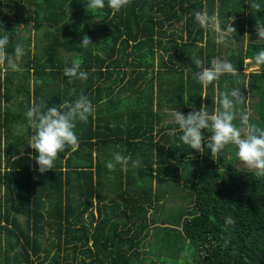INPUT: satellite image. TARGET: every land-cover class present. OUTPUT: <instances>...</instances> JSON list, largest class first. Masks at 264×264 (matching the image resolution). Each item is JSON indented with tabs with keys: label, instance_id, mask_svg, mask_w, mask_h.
Returning <instances> with one entry per match:
<instances>
[{
	"label": "trees",
	"instance_id": "16d2710c",
	"mask_svg": "<svg viewBox=\"0 0 264 264\" xmlns=\"http://www.w3.org/2000/svg\"><path fill=\"white\" fill-rule=\"evenodd\" d=\"M87 3L0 0L7 52L24 46L21 71L0 75V264H264V177L239 168L235 146L212 157L208 130L203 153L183 145L179 126L164 119L201 106L212 113L220 93L239 87L238 107L264 128V66L244 72L247 56L264 49L244 44V28L264 23V0H131L115 13L107 0L96 11ZM197 11L216 14L222 27L235 18V43L216 44ZM31 30L33 38L23 35ZM194 57L205 67L213 57L228 60L237 75L205 88L193 75ZM76 58L86 81L63 75ZM80 94L95 113L77 121L78 148L39 173L26 111ZM114 152L139 166L109 170ZM170 200L176 215L165 208Z\"/></svg>",
	"mask_w": 264,
	"mask_h": 264
},
{
	"label": "clouds",
	"instance_id": "9594fccd",
	"mask_svg": "<svg viewBox=\"0 0 264 264\" xmlns=\"http://www.w3.org/2000/svg\"><path fill=\"white\" fill-rule=\"evenodd\" d=\"M131 0H107V6L112 11L119 12L130 5ZM259 3H252L251 8L260 9ZM105 8V0H88L86 10H100ZM196 23L204 30L211 31L215 36V43L229 47L235 43L233 33L236 28L233 26L234 19L222 27L216 14L209 15L207 11H197L194 13ZM3 33L0 36V75L7 71H21L20 61L24 54V46L17 42L14 45L12 54L7 52V47L11 43L8 33L0 29ZM256 35L264 40V23L257 21ZM92 44L90 38L85 35L81 45L88 47ZM254 66L259 68L264 66V50L257 52L252 58ZM199 71L193 72L194 77L205 88L214 81L220 79L222 75H237V68L228 60L213 57L210 60L211 67H205L200 58H192ZM83 60L73 59L70 67H65L63 75L68 77L69 82L73 80L86 81L88 73L81 70ZM42 83L41 80L33 79V84ZM241 88L234 87L230 91H224L214 100L215 110L209 113L206 106L187 115L175 111L174 120L182 133L180 139L183 145L203 153L205 147L204 130H208L211 135L207 139V149L212 157L225 156L224 150L232 145L236 148V155L255 176L264 177V128L257 127L250 122L249 111L238 106L245 103V97L241 93ZM95 107L88 96L80 94L74 101L65 100L58 106H48L44 102L33 103L26 111L28 126L33 130V134L28 139V146L35 150L38 155L30 156L38 165L39 173L43 174L54 169V162L61 153L71 149L75 151L79 146V137L76 133L77 121L87 122L89 116L94 115ZM239 114V124L234 123ZM176 129L169 131V135H176ZM131 163L132 167H138L139 159L124 156L119 152L112 154V160L106 163L109 170H115L119 165L126 168ZM226 223H234L231 216L226 217Z\"/></svg>",
	"mask_w": 264,
	"mask_h": 264
},
{
	"label": "rangeland",
	"instance_id": "374dc122",
	"mask_svg": "<svg viewBox=\"0 0 264 264\" xmlns=\"http://www.w3.org/2000/svg\"><path fill=\"white\" fill-rule=\"evenodd\" d=\"M10 15H11V13H10ZM244 34H245V42H244V44H245L246 51H248V49H249L250 46H255L256 45V46L261 47V48L264 46V40L259 39L258 36L256 35V28L253 27V28L249 29V28L245 27L244 28ZM23 35L25 37L29 36L30 38H33L35 36V33H34L33 30H31L30 33L24 32ZM32 46H33V44H30L29 47L32 48ZM262 50H264V49L262 48ZM253 57L254 56H247V58L244 60V72L250 73L252 71H257V70L260 69V67L257 68V67L254 66V62L252 60ZM20 99L21 98L19 97L16 101H18ZM14 106H15L14 103L13 104H10V108L12 107V108L15 109L16 107H14ZM17 109H19V108H17ZM177 111H180L181 112L180 109L177 110ZM174 113H175V111H168L167 112V114H166L167 116L164 118V119H166V122L167 123L168 122H170V123L175 122V120H174ZM23 117H24V114L21 116V118H23ZM236 163H239V162L237 161ZM237 165H239V168H242L241 166H243L244 164L243 163H239ZM176 203H175V201L170 200V202H168V204H166V206H165L166 209H171V214L172 215L178 214V213H175L177 211V209H178ZM159 214L161 215L162 213H159ZM157 260L158 259L153 258V261L156 264H158L160 262V260H159V262ZM182 261L183 260L179 261V264H181Z\"/></svg>",
	"mask_w": 264,
	"mask_h": 264
},
{
	"label": "crops",
	"instance_id": "0c3cea01",
	"mask_svg": "<svg viewBox=\"0 0 264 264\" xmlns=\"http://www.w3.org/2000/svg\"><path fill=\"white\" fill-rule=\"evenodd\" d=\"M165 122H166V119H165ZM156 140V139H155Z\"/></svg>",
	"mask_w": 264,
	"mask_h": 264
}]
</instances>
